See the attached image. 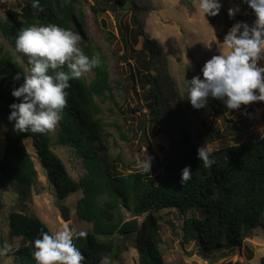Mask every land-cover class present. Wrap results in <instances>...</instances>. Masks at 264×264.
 Here are the masks:
<instances>
[{
	"label": "trees",
	"instance_id": "obj_1",
	"mask_svg": "<svg viewBox=\"0 0 264 264\" xmlns=\"http://www.w3.org/2000/svg\"><path fill=\"white\" fill-rule=\"evenodd\" d=\"M113 1L116 8L135 3V0ZM40 4L43 6L40 12L31 8L28 0L19 10L10 6L4 8L3 15L0 13V33L7 45L0 50V128L5 139L4 154L0 158V208L4 205L6 185L17 183L20 193L26 194L38 183L32 154L24 143L26 138H31L58 197L64 198L76 190L82 192L77 213L80 219L92 224V232L87 234V241L80 248L85 256L83 264H99L104 255L109 256L110 261L116 256L113 241L99 240L97 235L127 233L136 235V264H167L160 250L163 239L159 215H156L164 209L174 208L180 213L182 242H195L205 257L225 242L227 246L240 247L246 230L264 226V135H251L215 149L216 163L211 169H205L197 158V149L203 146L202 134L193 138L186 127L175 126V136L170 141L173 154L159 164L160 173L147 175L141 170L120 173L111 171L113 166L109 163L104 164L108 157V133L104 121L95 116L99 111L97 98L104 100L111 94V87L107 55L92 40L81 38L78 46L90 58L99 54L100 64L91 71L90 79L83 76L70 81L68 104L57 127L46 134L14 132L7 117L9 105L19 100L11 91L23 83L22 76L20 80L14 77L26 73L30 67L27 58L14 50L18 31L33 25L55 24L81 35L80 28L85 23L80 0H40ZM91 7L97 13L98 7ZM133 20H136L135 14ZM110 35L108 32L107 37ZM120 37L125 49L130 48L135 53L132 56L138 66L150 68L145 51L133 49L137 42L136 30L129 40L123 34ZM148 49L152 55L153 48ZM138 66L133 70L136 82L141 86L147 84L154 97L147 105L152 109L153 126L163 124L158 132L167 131L171 119L163 115L153 76L141 73ZM207 104L214 118L230 121L225 116L227 109L222 101L209 98ZM232 126L237 131L243 130L242 125ZM116 128L124 136L117 123ZM55 146L65 147L80 159L82 172L77 181L69 177L61 160L53 154L51 147ZM118 160L124 163L120 156ZM185 166L193 172L192 178L180 184L181 170ZM124 211H128L129 218ZM8 217L9 237L15 246L11 252L13 264H35L33 241L41 232L51 234L48 226L33 213L11 211ZM259 264H264V255Z\"/></svg>",
	"mask_w": 264,
	"mask_h": 264
},
{
	"label": "rangeland",
	"instance_id": "obj_2",
	"mask_svg": "<svg viewBox=\"0 0 264 264\" xmlns=\"http://www.w3.org/2000/svg\"><path fill=\"white\" fill-rule=\"evenodd\" d=\"M27 2L28 0H0V13L3 15L4 8L10 6L19 10ZM113 3V0H80L85 12V23L80 28V36L85 41L89 39L98 44L107 55L111 94L104 100L97 98L99 111L95 117L104 121V128L108 133V157L104 164L113 166L111 171L128 173L140 170L139 158L146 152L152 158L149 175L160 173L159 164L166 156L173 154L170 141L175 136V126L186 127L193 138L201 133L203 145L208 142L209 147L214 150L243 141L251 135H264V102L242 105L238 110L227 109L225 116L230 121H225L223 117L214 118L208 104L204 108L194 109L185 98L186 80H191L194 76L203 78L201 69L205 62L215 55L227 52L223 40L230 28L239 21L253 24L255 16L247 4L241 0H220L222 7L219 13L214 17L205 16L204 19L198 0H135L134 5L123 8H116ZM92 5L98 7L97 13ZM237 6L239 13L229 17L228 9ZM133 30H136L137 36V42L132 43L133 49L145 51L151 64L148 69L138 66L132 56L135 53L130 48L125 49L120 37L123 34L128 40L131 39ZM108 32L111 34L110 38L107 37ZM146 38L150 39L149 42ZM6 46L0 33V50ZM148 48H153L152 55H149L151 50ZM258 64L264 67V60ZM130 65L132 72L138 66L141 73L148 72L153 76L155 91L159 93V101L164 108L163 115L166 119H171L167 131L158 132L157 129H161L163 124L153 126L155 122L152 121V109L147 105L153 102L154 97L148 90V85L141 86L134 75L133 83ZM84 76L90 79L93 73L89 72ZM116 123L120 125L124 136L117 130ZM232 125H242L243 130L237 131ZM24 143L32 154L38 183L26 194L20 193L17 183L6 185L3 192L4 205L0 208V238L3 243L15 247L9 237L8 216L11 211L37 215L51 233L63 226L85 231L87 234L92 232L91 222L80 219L77 213L81 190L71 192L64 198L58 197L56 188L47 175V169L36 154L32 139L26 138ZM4 148L5 139L3 129L0 128V158L3 157ZM51 150L61 160L69 177L77 181L82 172L80 159L62 146L51 147ZM119 156L124 163H120ZM124 212L126 218H129L128 211ZM156 215H159L163 239L160 250L167 264H259L264 255V226L246 230L240 247L227 246L225 242L205 257L199 252L195 242H182V216L176 209H164ZM97 238L113 241L116 256L111 259L110 264H136L135 233L97 235ZM86 241L87 235L74 240V243L80 249ZM0 264H13L11 252L7 256H0Z\"/></svg>",
	"mask_w": 264,
	"mask_h": 264
},
{
	"label": "clouds",
	"instance_id": "obj_3",
	"mask_svg": "<svg viewBox=\"0 0 264 264\" xmlns=\"http://www.w3.org/2000/svg\"><path fill=\"white\" fill-rule=\"evenodd\" d=\"M252 10V25L235 23L223 44L225 54L213 56L203 65L202 77L186 80L187 100L194 109L207 106L209 98L223 102L228 110H238L253 102H264V0H241ZM199 10L205 16H216L222 5L220 0H198ZM30 7L43 11L40 0H30ZM239 7L229 8V17L239 13ZM79 33L55 24L29 26L18 31L14 50L27 58L30 66L26 73H18L14 80L23 77V83L14 87L11 95L19 102L9 105L7 117L13 131L18 134H46L53 131L62 119L71 88L70 81L79 80L100 64V56L91 58L78 46ZM214 149L208 142L197 149V158L203 168L211 169L216 163ZM152 158L143 153L138 167L149 175ZM188 166L181 170L180 184L191 180ZM85 231L63 226L53 233L41 232L34 239L32 253L35 264H83L85 256L74 240L86 237ZM11 244L0 242V256L12 252ZM99 264H110V257L101 256Z\"/></svg>",
	"mask_w": 264,
	"mask_h": 264
},
{
	"label": "water",
	"instance_id": "obj_4",
	"mask_svg": "<svg viewBox=\"0 0 264 264\" xmlns=\"http://www.w3.org/2000/svg\"><path fill=\"white\" fill-rule=\"evenodd\" d=\"M129 67H130V72H131L132 81H133V83H134L133 72H132V66L130 65ZM133 89H134V91H135V86L133 87ZM135 93H136V92H135ZM65 219H67V216H65ZM0 242L3 243V241H2L1 238H0Z\"/></svg>",
	"mask_w": 264,
	"mask_h": 264
}]
</instances>
